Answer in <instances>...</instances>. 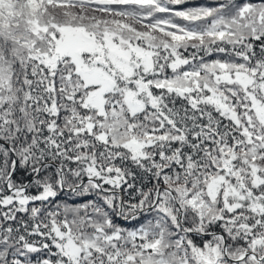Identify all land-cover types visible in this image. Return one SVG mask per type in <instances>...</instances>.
<instances>
[{
    "label": "snow or ice",
    "instance_id": "obj_1",
    "mask_svg": "<svg viewBox=\"0 0 264 264\" xmlns=\"http://www.w3.org/2000/svg\"><path fill=\"white\" fill-rule=\"evenodd\" d=\"M0 264H264V0H0Z\"/></svg>",
    "mask_w": 264,
    "mask_h": 264
}]
</instances>
